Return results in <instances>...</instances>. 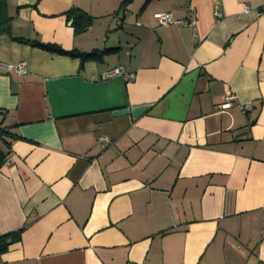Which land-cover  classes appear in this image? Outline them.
<instances>
[{
  "label": "crops",
  "instance_id": "1",
  "mask_svg": "<svg viewBox=\"0 0 264 264\" xmlns=\"http://www.w3.org/2000/svg\"><path fill=\"white\" fill-rule=\"evenodd\" d=\"M121 2L5 0L0 264H264V0Z\"/></svg>",
  "mask_w": 264,
  "mask_h": 264
},
{
  "label": "trees",
  "instance_id": "2",
  "mask_svg": "<svg viewBox=\"0 0 264 264\" xmlns=\"http://www.w3.org/2000/svg\"><path fill=\"white\" fill-rule=\"evenodd\" d=\"M132 1L133 0H122L121 5L119 7V12L124 13L127 6L131 4ZM5 10H6L5 0H0V14H2L3 16V18L0 20V35L10 36V19L6 17ZM66 19L71 22L73 33L76 35L85 32L92 23V19L89 16H87L86 14L78 10H72L68 12L66 14ZM11 39L16 42L28 44L34 48H38L43 51L55 52L60 55L78 58L80 59L81 64L89 60H93V61L100 60V57L95 53L82 54V53H76V52H66L60 49L59 47L50 45V44H43V43L36 42V41L28 42V41H24L21 39H14V38H11ZM2 135H3L2 132H0V142L4 147L2 148L0 146V170L2 169L4 162L9 154L8 153L9 145L2 139ZM21 231L22 229H20L14 234V236L16 235L15 238L19 237Z\"/></svg>",
  "mask_w": 264,
  "mask_h": 264
},
{
  "label": "built area",
  "instance_id": "3",
  "mask_svg": "<svg viewBox=\"0 0 264 264\" xmlns=\"http://www.w3.org/2000/svg\"><path fill=\"white\" fill-rule=\"evenodd\" d=\"M245 13H249L248 8H245ZM214 15L216 18H220L221 14L218 11V7L214 6ZM153 18L158 22L160 25H177V26H185V27H194L197 23V17L193 14L191 19L189 20H175L171 13H155ZM6 73H14L18 76H25L26 75V63L19 62L15 65H3L0 67ZM125 76L126 79L130 80L132 78V74H123L121 68H115L109 70L104 73L103 78L108 79L115 76ZM234 97L230 96L229 100H233ZM226 107V106H224ZM242 112H248L249 107L243 106L240 108ZM8 162L5 161L4 165H7Z\"/></svg>",
  "mask_w": 264,
  "mask_h": 264
},
{
  "label": "rangeland",
  "instance_id": "4",
  "mask_svg": "<svg viewBox=\"0 0 264 264\" xmlns=\"http://www.w3.org/2000/svg\"><path fill=\"white\" fill-rule=\"evenodd\" d=\"M0 146H1L2 148H4L3 145L1 144V142H0Z\"/></svg>",
  "mask_w": 264,
  "mask_h": 264
}]
</instances>
